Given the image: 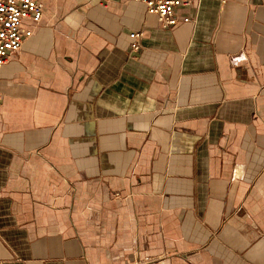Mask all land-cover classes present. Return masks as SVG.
Masks as SVG:
<instances>
[{
    "label": "crops",
    "instance_id": "obj_1",
    "mask_svg": "<svg viewBox=\"0 0 264 264\" xmlns=\"http://www.w3.org/2000/svg\"><path fill=\"white\" fill-rule=\"evenodd\" d=\"M40 1L0 72V264H264V0Z\"/></svg>",
    "mask_w": 264,
    "mask_h": 264
},
{
    "label": "built area",
    "instance_id": "obj_2",
    "mask_svg": "<svg viewBox=\"0 0 264 264\" xmlns=\"http://www.w3.org/2000/svg\"><path fill=\"white\" fill-rule=\"evenodd\" d=\"M142 3L147 13L155 17L163 28L174 27L178 23L176 10L189 7L193 0H133ZM226 4L228 0H218ZM44 6L40 0H0V72L8 63L12 54L18 53L26 40L33 36L31 26H39L43 20ZM189 19H185L188 22ZM132 51L137 52L141 47L143 32L131 34ZM3 97L0 93V107Z\"/></svg>",
    "mask_w": 264,
    "mask_h": 264
}]
</instances>
